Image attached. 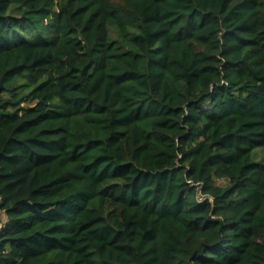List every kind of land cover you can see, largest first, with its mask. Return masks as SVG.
Returning a JSON list of instances; mask_svg holds the SVG:
<instances>
[{"label":"trees","instance_id":"16d2710c","mask_svg":"<svg viewBox=\"0 0 264 264\" xmlns=\"http://www.w3.org/2000/svg\"><path fill=\"white\" fill-rule=\"evenodd\" d=\"M0 195V264H264V0H0Z\"/></svg>","mask_w":264,"mask_h":264},{"label":"built area","instance_id":"2783aa9c","mask_svg":"<svg viewBox=\"0 0 264 264\" xmlns=\"http://www.w3.org/2000/svg\"><path fill=\"white\" fill-rule=\"evenodd\" d=\"M0 198H1V195H0ZM3 225V219H2V213L0 212V228L2 227Z\"/></svg>","mask_w":264,"mask_h":264},{"label":"rangeland","instance_id":"374dc122","mask_svg":"<svg viewBox=\"0 0 264 264\" xmlns=\"http://www.w3.org/2000/svg\"><path fill=\"white\" fill-rule=\"evenodd\" d=\"M218 183H222V180H217ZM2 219H5L4 216H2Z\"/></svg>","mask_w":264,"mask_h":264},{"label":"crops","instance_id":"0c3cea01","mask_svg":"<svg viewBox=\"0 0 264 264\" xmlns=\"http://www.w3.org/2000/svg\"><path fill=\"white\" fill-rule=\"evenodd\" d=\"M3 214V213H2ZM3 216V215H2ZM4 217H5V215H4Z\"/></svg>","mask_w":264,"mask_h":264}]
</instances>
